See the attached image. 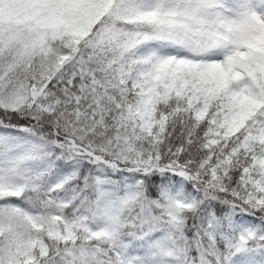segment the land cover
<instances>
[{
	"label": "snow or ice",
	"instance_id": "1",
	"mask_svg": "<svg viewBox=\"0 0 264 264\" xmlns=\"http://www.w3.org/2000/svg\"><path fill=\"white\" fill-rule=\"evenodd\" d=\"M0 264H264V0H0Z\"/></svg>",
	"mask_w": 264,
	"mask_h": 264
}]
</instances>
